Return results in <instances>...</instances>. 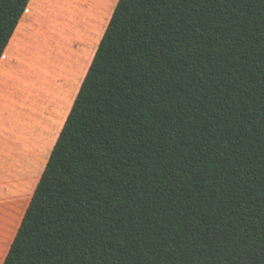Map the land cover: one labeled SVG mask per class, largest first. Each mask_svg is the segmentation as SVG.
Masks as SVG:
<instances>
[{"label": "trees", "instance_id": "1", "mask_svg": "<svg viewBox=\"0 0 264 264\" xmlns=\"http://www.w3.org/2000/svg\"><path fill=\"white\" fill-rule=\"evenodd\" d=\"M1 264H264V0H118Z\"/></svg>", "mask_w": 264, "mask_h": 264}, {"label": "crops", "instance_id": "2", "mask_svg": "<svg viewBox=\"0 0 264 264\" xmlns=\"http://www.w3.org/2000/svg\"><path fill=\"white\" fill-rule=\"evenodd\" d=\"M117 2L118 0H29L4 49V59L0 58V148L4 145L8 128H5V120L9 119L10 126L12 119L17 117L16 113L22 110V88H26L28 81L44 64L52 72L47 80L48 90L43 89L44 99L51 100V105L55 106L50 122H45L38 113L41 112L40 106L36 111L34 109L35 114L34 111L31 112L30 117L43 126L47 123L48 127L39 128L31 120L27 124L35 128L33 133H38L35 135L38 139L36 145L40 143L38 150L48 147V151L45 159L41 160L42 155L39 154L33 162L27 155L24 158L22 155L26 167L31 164L36 167L40 163L38 161H42V169L38 173L36 171L35 177L34 172L32 177L30 174L26 175L24 183L31 178L32 186L28 189L25 209ZM62 75L65 76L61 78ZM17 204L14 203L13 208Z\"/></svg>", "mask_w": 264, "mask_h": 264}, {"label": "rangeland", "instance_id": "3", "mask_svg": "<svg viewBox=\"0 0 264 264\" xmlns=\"http://www.w3.org/2000/svg\"><path fill=\"white\" fill-rule=\"evenodd\" d=\"M8 53V52H7ZM9 54V53H8ZM46 58V57H45ZM1 59H4L2 57ZM46 63V62H45ZM49 66L39 67L37 73L31 77L28 81L26 88H22L23 95L21 98V111L16 113L14 119H12L9 126V119L5 120L6 138L4 139V145L0 148V264L2 263L6 252L11 244V241L15 235V232L19 226L21 218L24 214L27 196L29 195V190L32 186L31 178L29 181L25 182L26 175L32 174L34 172V177L36 176V171H41L42 159H45L48 147H43L38 150L36 145L35 135L38 133L35 128H32L27 124L31 120V112L39 109L38 106L42 107L39 109L42 118L45 122H50V115L54 112L53 105H51V100L44 99L43 89L48 90V78L52 73L49 70ZM65 75H62L63 78ZM45 91V90H44ZM33 112L35 114L36 112ZM31 120V121H30ZM35 123V121H32ZM39 128H45L47 123L41 125L40 123H35ZM48 127V126H47ZM31 129V130H29ZM54 133L51 137H53ZM42 155L41 160L38 161L39 165L36 167H26L23 163V158L27 155L31 161H36V155ZM22 160H19V159ZM32 161V162H33ZM25 184V185H24ZM29 189V190H28ZM18 194H20L18 196ZM19 197V198H18ZM18 201V202H17ZM18 203L15 208L13 204Z\"/></svg>", "mask_w": 264, "mask_h": 264}]
</instances>
